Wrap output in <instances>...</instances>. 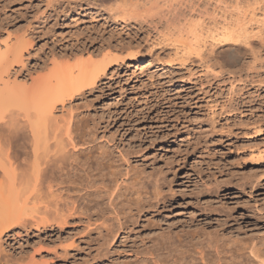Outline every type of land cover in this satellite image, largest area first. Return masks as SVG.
Returning <instances> with one entry per match:
<instances>
[{
    "label": "rangeland",
    "instance_id": "1",
    "mask_svg": "<svg viewBox=\"0 0 264 264\" xmlns=\"http://www.w3.org/2000/svg\"><path fill=\"white\" fill-rule=\"evenodd\" d=\"M57 1L0 0L1 52L28 39L32 43L24 48L25 68L13 66L9 83L17 79L21 84L27 76L29 84V78L56 68L77 66V71L83 62L119 58L102 86L71 102L77 108L73 114L82 113L90 122L106 121L110 114L114 119L97 132L94 144L108 150L122 180L159 173L165 182L159 198L167 204L146 209L142 220L109 246L75 244V264L149 259L159 225L172 233L191 230L209 236L226 252H236V263L256 264L247 249L258 246L264 251V0H189L191 5L183 2L175 11L174 0L170 8L161 9L143 3L119 11L117 19L85 4V10L55 15ZM175 1L178 5L183 0ZM253 12L257 18L251 19ZM162 14L171 17L165 21ZM14 70L20 75L15 77ZM4 96L0 94V107L6 106ZM197 208L204 211L201 215L211 213L192 224L189 219L191 214L196 217ZM39 236L17 237L25 261L35 255L36 262L63 264L53 250L72 240L61 242L58 232ZM3 241L16 245L12 239ZM7 244L5 258H21L18 245L11 251ZM98 257L101 261L96 262Z\"/></svg>",
    "mask_w": 264,
    "mask_h": 264
},
{
    "label": "bare ground",
    "instance_id": "2",
    "mask_svg": "<svg viewBox=\"0 0 264 264\" xmlns=\"http://www.w3.org/2000/svg\"><path fill=\"white\" fill-rule=\"evenodd\" d=\"M172 1L58 0L57 9L53 12L55 15L63 14L69 9H76L78 12L81 9L85 10L83 7L85 4L87 7L111 13V16L117 19L119 11L129 12L130 7L140 4L142 6L143 3V5L147 4L146 6L155 3L156 9L170 8ZM104 2H108L111 7ZM173 2H175V6L173 5L175 9H172L175 11L176 7L183 2L189 4L191 1L183 0L178 5L177 1ZM162 3L168 6H163ZM158 4H161L160 8ZM151 7L154 6L151 5ZM168 12L172 13V11ZM178 12L181 13L180 10ZM168 15L171 17V14H167L164 17L165 21L168 20ZM253 17L257 18L254 12L251 19ZM30 42L28 39L22 45L7 46L4 52L0 50V94L6 97L4 98L6 106L3 104L5 107H0V174L2 175L0 180V264L27 262L25 261L27 258L24 257L25 249L22 250L21 242L17 239L23 233L27 237L33 235L39 238V234L44 231L58 232L57 238L61 242L72 240L69 246L53 250V254L55 258L60 255L59 258H63L64 263L75 264L77 255L71 251L75 244L84 247H89L92 243H97L99 247L109 246L142 220L144 216L142 214L146 209L165 205V199L159 198L163 181L159 173H153L155 171L151 170L152 173L145 171L147 172L145 175L142 172L144 176L141 179V176L138 177L139 180H136L137 177L122 180L124 175L111 164L112 158L107 153L108 150L104 151L102 150L104 148L94 144L97 141L95 140L97 132L103 128L104 124L109 123L111 115L109 114L110 118L106 121L105 118L96 117V120L90 122L87 121V117H81L82 113L73 114L77 111L73 109L77 108H73L71 102L98 87L103 82V78H107L112 68L111 64L114 61L117 63L119 58L111 56L112 62L106 60L101 64H93V61L92 64H88L89 61L83 62L84 64L80 65L77 71L75 70L77 66L73 67L74 69L72 67L66 69L63 67V70L61 67L59 70L56 68L57 70L55 69L49 75L29 78L31 80L29 84L26 83L27 76L21 84V80L17 83V79L14 78L16 74L20 75L21 71L14 70L15 77L12 76V78L15 81L11 84L9 83L12 80L10 70L18 65H21L20 69L25 68L24 48L32 44ZM1 101L4 102V100ZM59 106H61L59 108L61 115L57 117L55 113L59 112ZM92 118L94 117L90 119ZM96 149L100 150L97 154L93 153ZM148 190L151 191L149 193L152 196L148 195ZM169 203L173 204L170 201ZM196 212V217L191 214L189 219L194 224H198L197 217L207 218L211 213L207 210L201 215L204 211L201 212L198 208ZM101 220H103L102 225H96ZM161 220L159 224L162 223ZM166 223L168 227V222ZM191 223L188 227L192 229L193 223ZM17 230L20 231L17 232ZM153 232H157L158 237L152 238H155V241H151L152 246L147 253L151 258L139 259L138 264H238L234 256L236 252L231 250L226 252L217 241L213 238L209 239V236L200 235V237L196 233H190L191 230L186 232L181 230L182 233L174 231L175 234H173L172 231H166L160 225ZM5 238L12 239V242L18 245L21 258L18 256L19 259L18 257L14 259L16 255L10 254L13 259H7V256L5 258L4 254L8 253L5 248L7 243L3 241ZM7 246L11 248V251L15 249V246L10 247L8 244ZM257 247L250 246L247 249L249 253L242 254H247L256 261H254L256 264H264V251L259 249L261 247ZM37 252L39 254V251ZM240 252L238 255H242ZM228 254H231L229 258H227ZM45 255L51 257L50 254ZM102 257H98L96 262L101 261ZM34 258L35 255H32L29 262L24 264H49L47 261L36 262ZM240 264H243L242 261Z\"/></svg>",
    "mask_w": 264,
    "mask_h": 264
}]
</instances>
